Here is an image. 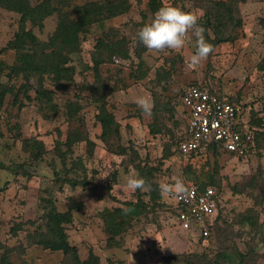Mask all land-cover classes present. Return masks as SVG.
Returning <instances> with one entry per match:
<instances>
[{"label": "rangeland", "instance_id": "rangeland-1", "mask_svg": "<svg viewBox=\"0 0 264 264\" xmlns=\"http://www.w3.org/2000/svg\"><path fill=\"white\" fill-rule=\"evenodd\" d=\"M37 1L31 0L33 4ZM88 1L93 0H63V10L76 19L74 5ZM216 1L230 0H159L162 6L196 13L203 27L204 15L215 8ZM236 1L237 12L232 16L240 25L232 21L224 32L232 40L215 45L210 58L195 69L185 64L195 50L191 34L183 49L167 53L150 54L138 42L137 30L154 13L150 0H128L130 9L122 15L102 22L83 19L80 53L68 56L71 81L55 82L46 74L40 84L34 74L26 78L14 70L19 66L17 54L7 44L17 31L19 15L0 8V83L6 86L0 105V243L11 250L13 264H60L62 259H71L36 246L28 238L43 214L37 206L39 198L46 197L55 200L59 212H66L70 202L81 197L104 202L103 211L110 212L138 205L140 210L118 218L125 219L123 230L117 231L110 248L104 247V240L93 248L98 259L125 264L137 251L141 259L160 264H264V0ZM56 20L52 15L43 27L33 28L41 42L53 33ZM206 30L212 43L215 35L211 28ZM104 34L109 40L123 41L129 58L119 57L118 63L115 56L108 59L99 66L96 77L91 57L96 39ZM198 81L236 103L243 119L255 129V146L247 156L222 151L187 159L179 155L177 146L187 120L181 95L187 85ZM141 96L163 106L156 114L158 124L154 109L146 117L137 107L135 101ZM97 98L104 99L116 122L118 135H111L107 144L101 140ZM161 122L164 127L152 134L150 129H158ZM23 138H37L44 144L39 160L32 161L22 150ZM122 151L124 155L118 154ZM55 172L61 180L73 179L87 187L82 190V186L65 184L59 188ZM208 176L218 184L222 201L214 229L202 241L175 225L171 195H162L158 185L176 179L184 183L206 180ZM133 177L144 178L151 190L127 189V181ZM86 210L81 213L78 207L76 213L71 212V220L64 222L68 242L77 247L80 257L92 250L80 234L97 236L100 232L94 230L100 231L103 224V211L85 214ZM114 215L120 216L115 212L110 217ZM86 229L92 232H83ZM219 253L228 258L218 259Z\"/></svg>", "mask_w": 264, "mask_h": 264}, {"label": "trees", "instance_id": "trees-1", "mask_svg": "<svg viewBox=\"0 0 264 264\" xmlns=\"http://www.w3.org/2000/svg\"><path fill=\"white\" fill-rule=\"evenodd\" d=\"M62 1L63 0H39L33 4L31 0H0V8L19 15L17 31L13 39L7 44L8 48L14 50L17 54L19 66L14 68V70L17 74H22L26 78L34 74L39 78V84L46 74L52 75V78H55V82H59L60 80H72V67L68 65L70 62L68 56L72 53H80V34L85 32L86 24L83 19L88 18L90 22H102L105 19L122 15L130 9L128 0H93L81 6L74 5L73 10L79 17L73 19L67 11L63 10ZM214 5V9L205 13L203 24L206 29L211 28L212 33L215 35L211 40L212 44L215 46L223 42L231 41L232 38L224 36V32L228 28V23L233 21L234 25H240V21H235L236 19H233L232 16L233 12H237L236 0H230L227 3L216 1ZM160 7H162V5L159 0H150L149 8L153 13ZM218 7H221V9L219 10ZM52 15H56L57 17L55 29L47 41L41 42L34 34L33 28L43 27L46 18ZM64 51L66 54H63ZM114 56L117 59L119 57L122 59L129 58V49L125 46L123 41L109 40V36L105 34L96 39L91 57V69L94 74H96V77L99 76V66L105 64L108 59L110 60ZM136 57L140 58L139 53H137ZM99 85L100 88L103 87V85ZM209 90L221 97L214 90L210 88ZM5 93L6 86L0 83V105L3 103ZM38 94H40L39 90ZM97 99L100 103L97 119L100 121L102 127L101 140L107 144L108 139L112 137L111 135H118L115 127L116 122L113 115L106 109L104 99ZM153 109L156 115L159 110L163 109V106L160 103H154ZM241 113L243 112L241 111ZM154 121L157 122V124L159 123L157 115L154 117ZM160 124L158 129L151 128L150 132L152 134L159 133L161 127H164L163 122ZM247 124L249 125L248 122ZM249 126L253 129V146H255V129L251 125ZM21 142L22 150L28 152L32 161L40 159L44 148V144L41 141L37 140V138H23ZM210 151L216 152L219 150L212 146L209 148L208 152ZM118 154L124 155L125 153L122 151ZM196 154L200 153L197 152ZM59 157L61 158V167L64 168L66 164L64 162V155L61 154ZM137 169L141 170L140 167H137ZM56 172L54 173V177L57 178L55 181L59 182V188L65 184H68L71 188L82 186V189H85L87 187L85 184L82 185L79 181H74L73 179L64 178L61 180L58 178ZM193 182L201 186L213 185L216 187V190L220 192L219 186L212 176H208L206 180ZM37 206L43 210V214L39 218L43 223L40 221L39 225L34 227V231L29 233L31 235H28V238L32 240V244L34 243V245L40 246L45 250L61 252L64 257H71V259H62L60 264H68L69 262V264H99L100 259H98L92 251L86 259H82L79 256L77 247L68 242L65 234L64 222L71 220V212L76 211L78 207L82 208V204L71 201L70 207L66 212H59L55 205V200L46 197V199L39 198ZM131 206H134V209L129 208L126 211L117 209V211L114 210L112 212L103 211L100 214V218L105 226L106 233L110 237L111 243H113L117 231L123 230L125 219L118 218H121L122 215L131 210H140L137 204ZM115 212L119 213L120 216L117 218L115 215L110 217L111 214ZM32 224L36 225L34 222ZM10 251L11 250L6 245L0 243V264H13L10 259ZM194 257L198 258L197 256ZM217 258L226 259L228 256L219 253Z\"/></svg>", "mask_w": 264, "mask_h": 264}, {"label": "built area", "instance_id": "built-area-1", "mask_svg": "<svg viewBox=\"0 0 264 264\" xmlns=\"http://www.w3.org/2000/svg\"><path fill=\"white\" fill-rule=\"evenodd\" d=\"M114 62L119 60L114 57ZM187 111L185 131L178 143L179 155L187 159L210 147L245 157L253 148V129L243 119L241 108L225 97L212 93L206 85H187L181 95ZM183 196L171 195L175 225L205 241L211 235L220 209L222 195L213 185L185 183Z\"/></svg>", "mask_w": 264, "mask_h": 264}, {"label": "clouds", "instance_id": "clouds-1", "mask_svg": "<svg viewBox=\"0 0 264 264\" xmlns=\"http://www.w3.org/2000/svg\"><path fill=\"white\" fill-rule=\"evenodd\" d=\"M199 21L200 17L194 12L184 11L176 6H162L149 22L137 30V40L150 54H160L183 49L191 34L195 50L185 64L187 68L195 69L215 51L214 45L206 37L207 30ZM135 103L143 115L152 116L154 103L149 98L137 97ZM126 187L132 192L151 190V184L139 177L129 178ZM158 189L162 195L183 196L187 192L181 179H176L173 183H161Z\"/></svg>", "mask_w": 264, "mask_h": 264}, {"label": "crops", "instance_id": "crops-1", "mask_svg": "<svg viewBox=\"0 0 264 264\" xmlns=\"http://www.w3.org/2000/svg\"><path fill=\"white\" fill-rule=\"evenodd\" d=\"M197 83H201L200 81H198ZM201 84H203V85H205L204 83H201ZM182 105V104H181ZM183 107V106H182ZM187 121V120H186ZM82 190H84V189H82ZM69 200V199H68ZM74 200V201H73ZM72 201L73 202H78V203H80V202H83V206H82V211H81V213H83L84 212V210H86V212H85V214L87 213V212H89V211H93L94 209H96V210H100V211H103V210H105L106 208H105V206H104V202H101V203H99L98 202V200L96 199L95 201H94V203H93V201L92 200H90V202H88L86 199H85V197H81L80 199H73ZM77 200V201H76ZM86 200V201H85ZM103 206H104V208H103ZM100 207H101V209H100ZM80 211V210H79ZM77 211H74L73 213H76ZM98 221H100L99 219H98ZM98 224V223H97ZM99 225H101V222H100V224ZM97 227H99V226H97ZM86 231H88V232H92L91 230H89V229H86V230H84L83 232H86ZM94 231H98V232H100L99 233V235H97V236H91V235H89V236H85L84 234L83 235H81L80 234V236L83 238V240L85 241V240H87L88 241V243H89V247L92 249L91 251H92V253H94L93 252V248H95V247H97V245L98 244H101V242L104 240V247H108V248H110V245H112V243H111V240H110V237L109 236H107L106 235V230H105V226H104V224H102L101 225V228H100V231L99 230H97L96 228H95V230ZM183 231V230H182ZM184 232H186V231H184ZM186 233H189V232H186ZM189 234H191V233H189ZM197 238V237H196ZM198 239V238H197ZM88 256V255H87ZM87 256H84V257H81L82 259H86L87 258ZM111 260H108V259H100V261H99V264H122L121 263V261H117V260H115V259H112V261L110 262ZM125 264H160V262L159 261H155L154 259H141V257H138V252L137 251H135V253H133V255H132V257H131V259H127V261H126V263Z\"/></svg>", "mask_w": 264, "mask_h": 264}]
</instances>
